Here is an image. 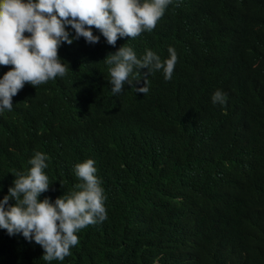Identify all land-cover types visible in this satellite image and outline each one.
<instances>
[{"label":"trees","instance_id":"16d2710c","mask_svg":"<svg viewBox=\"0 0 264 264\" xmlns=\"http://www.w3.org/2000/svg\"><path fill=\"white\" fill-rule=\"evenodd\" d=\"M186 4L204 24L171 19L180 9L150 32L158 55L169 47L179 55L175 79L164 84L173 96L166 115L176 119H157L130 87L113 95L98 43L83 38L61 42L65 77L25 84L12 111L0 113L2 200L16 171L42 152L47 192L56 194L72 187L76 164L93 159L107 209L103 225L81 230L63 261H44L34 241L0 229V264H264V58L248 55L251 41L233 29L241 20L262 41L264 0ZM9 70L0 66V78ZM217 89L224 109L210 101ZM54 193L39 200L54 202Z\"/></svg>","mask_w":264,"mask_h":264},{"label":"clouds","instance_id":"9594fccd","mask_svg":"<svg viewBox=\"0 0 264 264\" xmlns=\"http://www.w3.org/2000/svg\"><path fill=\"white\" fill-rule=\"evenodd\" d=\"M186 1L176 0L173 5V0H0V66H11L0 78V113L12 111V98L25 84L36 89L65 77L70 69L59 57L61 42L71 45L73 39L83 38L88 44L98 43L103 80L107 89L112 86L113 95L130 87L140 95L142 105L154 106L157 119H176L166 115L173 96L164 84L175 79L179 55L173 47L167 49L168 54L158 55L150 32L180 9L171 19L176 21L183 14L204 24L206 17ZM66 27L74 30L73 38ZM92 29L102 36L93 35ZM233 29L251 41L248 55L264 58V39L253 40L243 31L241 20ZM210 101L224 109L227 96L217 89ZM47 160L42 152L28 157L3 200L0 193V229L9 236L22 234L25 240L34 241L43 249L44 261H63L79 244L81 230L99 227L107 219L106 195L93 159L74 166L77 179L69 190L56 194L51 188L47 192L51 185L44 171ZM29 167L27 174L20 173ZM51 193L54 202L39 200L40 195ZM10 199L15 203L6 209Z\"/></svg>","mask_w":264,"mask_h":264},{"label":"rangeland","instance_id":"374dc122","mask_svg":"<svg viewBox=\"0 0 264 264\" xmlns=\"http://www.w3.org/2000/svg\"><path fill=\"white\" fill-rule=\"evenodd\" d=\"M154 264H156V263H154Z\"/></svg>","mask_w":264,"mask_h":264},{"label":"bare ground","instance_id":"6f19581e","mask_svg":"<svg viewBox=\"0 0 264 264\" xmlns=\"http://www.w3.org/2000/svg\"><path fill=\"white\" fill-rule=\"evenodd\" d=\"M121 207V206H120Z\"/></svg>","mask_w":264,"mask_h":264}]
</instances>
